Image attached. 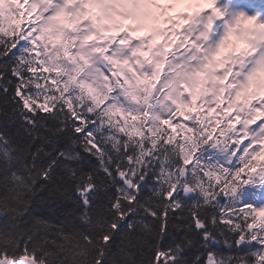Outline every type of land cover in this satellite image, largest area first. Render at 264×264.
Masks as SVG:
<instances>
[{
	"label": "snow or ice",
	"instance_id": "obj_1",
	"mask_svg": "<svg viewBox=\"0 0 264 264\" xmlns=\"http://www.w3.org/2000/svg\"><path fill=\"white\" fill-rule=\"evenodd\" d=\"M0 264H264V0H0Z\"/></svg>",
	"mask_w": 264,
	"mask_h": 264
},
{
	"label": "trees",
	"instance_id": "obj_2",
	"mask_svg": "<svg viewBox=\"0 0 264 264\" xmlns=\"http://www.w3.org/2000/svg\"><path fill=\"white\" fill-rule=\"evenodd\" d=\"M219 250H220L221 252L227 253V249L224 248L223 246H221Z\"/></svg>",
	"mask_w": 264,
	"mask_h": 264
}]
</instances>
